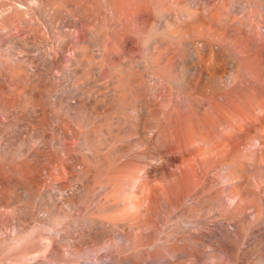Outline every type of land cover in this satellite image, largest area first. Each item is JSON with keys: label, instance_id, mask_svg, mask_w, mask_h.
I'll use <instances>...</instances> for the list:
<instances>
[{"label": "bare ground", "instance_id": "obj_1", "mask_svg": "<svg viewBox=\"0 0 264 264\" xmlns=\"http://www.w3.org/2000/svg\"><path fill=\"white\" fill-rule=\"evenodd\" d=\"M0 264H264V0H0Z\"/></svg>", "mask_w": 264, "mask_h": 264}]
</instances>
